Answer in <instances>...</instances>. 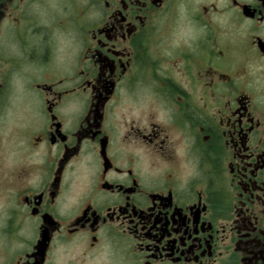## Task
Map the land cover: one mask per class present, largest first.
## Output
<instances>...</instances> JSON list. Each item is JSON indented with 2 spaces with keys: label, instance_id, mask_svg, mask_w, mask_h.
Here are the masks:
<instances>
[{
  "label": "flooded vegetation",
  "instance_id": "1",
  "mask_svg": "<svg viewBox=\"0 0 264 264\" xmlns=\"http://www.w3.org/2000/svg\"><path fill=\"white\" fill-rule=\"evenodd\" d=\"M0 264H264V0H0Z\"/></svg>",
  "mask_w": 264,
  "mask_h": 264
}]
</instances>
